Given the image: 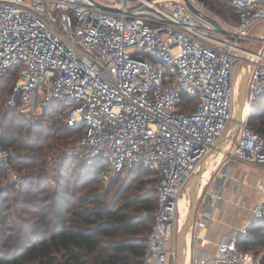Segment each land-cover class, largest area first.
I'll use <instances>...</instances> for the list:
<instances>
[{
	"label": "built area",
	"instance_id": "1",
	"mask_svg": "<svg viewBox=\"0 0 264 264\" xmlns=\"http://www.w3.org/2000/svg\"><path fill=\"white\" fill-rule=\"evenodd\" d=\"M190 1L229 35L185 0H0V92L16 71L2 114L38 122L60 108L66 126H82L77 145L84 158L108 163L104 179L137 166L159 175L142 264H176L178 199L234 122L240 63L248 79L233 156L264 165V133L251 125L253 106L264 98V50L249 56L240 44L264 24V0H228L235 23ZM13 157L0 145V169L19 187ZM259 190L250 223L225 234L213 257L192 264H264L262 254L239 245L264 221V185ZM209 216H196L193 236Z\"/></svg>",
	"mask_w": 264,
	"mask_h": 264
},
{
	"label": "trees",
	"instance_id": "2",
	"mask_svg": "<svg viewBox=\"0 0 264 264\" xmlns=\"http://www.w3.org/2000/svg\"><path fill=\"white\" fill-rule=\"evenodd\" d=\"M200 1L208 7H214L218 12L222 10L219 5L227 6L221 0ZM229 5L237 21L236 11L230 3ZM7 74L0 92L3 104L16 80L15 70L11 69ZM253 111L251 125L264 133V98L254 104ZM60 114L61 109L53 106L47 110L43 121H30L14 111L7 113L2 120L5 130L0 134V145L6 149L14 147L15 171L24 168L22 164H25V168L31 170L29 176L36 180L38 188H43L41 193L47 188L43 187L33 169L39 170L40 166L44 165L42 155L45 149H50L54 145H66L72 133H79L80 136L83 133L82 126H66ZM47 125L51 126L50 130L44 133ZM25 132L29 137L28 141L19 138ZM51 139L53 141L47 143ZM85 161L96 167L99 175L102 168L108 167V163L102 159L91 163L86 159ZM139 169L153 172L156 175L153 182L158 184L159 175L142 166H137L126 176ZM114 175L123 176L121 173ZM3 176L4 172L0 169V177ZM30 177L26 176L28 180ZM28 182L25 181L18 191L28 186ZM28 187L22 190V194L26 195V200H30L31 205L26 214H31V218L23 216L21 226H18V222H13L12 229L0 230L2 233L0 264H142L147 237L154 223L152 212L158 204L157 191L156 200L135 196L132 201L121 205L118 201L107 203L104 196L93 189L80 191L79 207L76 208L77 201L74 203L66 195L65 190H54L53 195L58 201H55L57 204L55 210L51 211L48 209L47 201L53 200V197H39L40 191L35 193L30 186ZM128 189L130 187L125 185L122 192ZM2 196L0 192V198ZM129 209H134V213H130ZM141 212H145V216H141ZM32 219L37 220L36 223L32 224ZM36 224L45 227L47 232L42 235L36 233L33 240L28 234L36 232L34 226ZM14 228L16 233H8ZM239 245L244 252L262 254L264 263V221L251 225L249 236L240 237ZM6 249L11 250V253H4Z\"/></svg>",
	"mask_w": 264,
	"mask_h": 264
},
{
	"label": "rangeland",
	"instance_id": "3",
	"mask_svg": "<svg viewBox=\"0 0 264 264\" xmlns=\"http://www.w3.org/2000/svg\"><path fill=\"white\" fill-rule=\"evenodd\" d=\"M221 1L222 3L227 5H219V7L222 9L221 12H218V10L214 7H208L207 5L206 6L210 8L214 13L219 15L223 20L229 23H235V16H233L234 12L233 9L230 8L228 0ZM262 26L263 24H257L252 27L249 30L247 37L253 38L258 36ZM240 44L243 47H248L249 40H241ZM249 47H251L252 49L255 48L264 50V43L260 46L249 45ZM242 67L243 63H240L237 66V91L235 100L239 98L240 86L242 82ZM3 109L4 104L2 99L0 100V134L5 130V126H3L2 120L6 116V114H2ZM50 127L51 126L47 125L44 128L43 132L45 133L49 131ZM235 131L236 130L231 132L230 139L227 138L229 143H223L224 146L222 143L220 144V147H224L225 149L224 155L228 151H230L231 153H234L235 151ZM79 137V133H72V136L69 138V142L66 145H54L50 149H45V152L42 155L44 165L40 166V168L38 167L39 170L33 169L36 176L39 177V180L41 181L43 187L47 188L44 192L41 193V189L43 188H38V185L35 184L36 180H33V178L29 176V172L31 170L29 168H25V164H22L24 168L20 169L18 172L16 171L19 177L23 178V181L19 187H15L12 183H10V181L7 182L8 179L6 174L3 177H0V192L1 195H3L0 198V230L3 228H5L6 230L7 228L12 229L14 227L13 222H18V226H21V217L23 216L31 218V214H26V212L29 210V206L31 205V203H29L30 200H26V195L22 194V190L27 189L28 186H30L31 190H34L35 193H38L40 191L39 197H53V200L47 201V205L49 207L48 209H51V211L52 209L55 210V208L57 207L55 201H58V198L53 195L54 190H65V192L67 193L66 195L69 196L74 201V203H76L77 201V204H75L76 208L79 207L78 200L79 194L81 193L80 191L86 192L90 189H93L95 190V192L102 194L107 203L118 201V203L121 205L132 201L135 196H142L143 198L148 197V199L156 200L157 183L153 182V180L156 179V175L153 172L139 169L130 176L111 175L108 179H104L101 174L105 173L108 170V167L102 168L99 175L97 173L96 167L89 165L85 161V158L82 154V149H80L77 145ZM19 138L28 141L29 137L25 132L24 134L20 135ZM52 141L53 140L51 139L47 143H51ZM8 149L12 152L15 151L14 147L12 146ZM26 176L30 177V179L28 180ZM25 181H29L27 183L28 186H24L21 191H18V189H20L24 185ZM11 185L13 186L12 188L10 187ZM125 185H128L130 189L122 192V189L123 187H125ZM36 188L38 190H36ZM183 193L185 194L186 199L189 201L188 204L190 206L188 186L185 188ZM133 210L134 209H129L128 211H130V213H134ZM66 215L69 216V214ZM140 215L145 216V212H141ZM180 215L182 217L181 213ZM52 217L54 218V216ZM36 221L37 220L32 219V224L36 223ZM34 226L36 232H29L28 234L30 235V237H33V240L36 233L39 235L46 234L47 230L45 227H40L38 224ZM8 233H16V229L14 228V230ZM0 238H2L1 232ZM1 244L2 242L0 241V247ZM4 253L10 254L11 250L6 249Z\"/></svg>",
	"mask_w": 264,
	"mask_h": 264
},
{
	"label": "crops",
	"instance_id": "4",
	"mask_svg": "<svg viewBox=\"0 0 264 264\" xmlns=\"http://www.w3.org/2000/svg\"><path fill=\"white\" fill-rule=\"evenodd\" d=\"M230 137L231 133L227 138ZM227 138L223 143H229ZM215 150L219 151L216 160ZM215 150L207 160L210 161L207 167L211 166L205 170L208 182H203L197 187V215L208 210L211 216L202 219L200 237L192 235L189 264H192L193 258L196 257H213L219 241L225 234L238 231L250 223L253 207L261 199L259 187L264 185V165L254 162L242 163L235 159L230 151L224 155L225 149L220 145Z\"/></svg>",
	"mask_w": 264,
	"mask_h": 264
},
{
	"label": "water",
	"instance_id": "5",
	"mask_svg": "<svg viewBox=\"0 0 264 264\" xmlns=\"http://www.w3.org/2000/svg\"><path fill=\"white\" fill-rule=\"evenodd\" d=\"M189 8L196 14L205 17L208 21H210L213 25H215L218 30L224 34L229 35L228 31L219 23V21L215 18H213L210 15L204 14L202 11H200L198 8H196L193 3L190 0H185ZM264 33V24L261 28V31L258 34V37H261V35ZM231 36V35H230ZM247 79H248V71H247V65L244 63L242 67V82L240 86V93L238 98V107L235 111V117L234 122L225 134L224 138H226L229 133H231L233 130L238 129L242 118H243V112L245 108V94H246V85H247ZM221 142V141H220ZM220 144V143H219ZM219 147V146H218ZM217 147V148H218ZM212 153H210L201 163L198 172L195 174L193 179L190 181L188 185V191H189V197H190V207H189V216L187 218L186 223L184 226L180 229L178 233L177 238V258H176V264H187L185 259V245L187 242V237L189 231L193 228L197 216L198 211V196H197V185L204 174L205 170V164L210 157Z\"/></svg>",
	"mask_w": 264,
	"mask_h": 264
},
{
	"label": "bare ground",
	"instance_id": "6",
	"mask_svg": "<svg viewBox=\"0 0 264 264\" xmlns=\"http://www.w3.org/2000/svg\"><path fill=\"white\" fill-rule=\"evenodd\" d=\"M263 43H264V33L261 35V37H258V36H256V37H253V38H250V40H249V45H256V46H260L261 44L263 45ZM249 45H248V47H245L247 50H249L251 53H249V56H251V54L252 53H258V52H260L261 51V49H255V48H251V47H249ZM234 90H235V94H234V107H235V109H237V107H238V99L237 100H235V97H236V91H237V74H236V77H235V82H234ZM234 131V130H233ZM228 137V136H227ZM226 137V138H227ZM236 137V136H235ZM226 138H222V140H221V142H220V144L221 143H223V141L226 139ZM219 144V145H220ZM214 152V151H213ZM212 152V153H213ZM218 153H219V151L217 150H215V156H214V159L216 160V158L218 157ZM210 161H207L206 162V164H205V170H208V169H210V167H209V165H208V167H207V163H209ZM208 169H207V168ZM205 170H204V174L202 175V177L200 178V180H199V182H198V185H197V187L201 184V183H203V182H205V183H207L208 182V177H207V175H206V172H205ZM189 201L186 199V196H185V194L184 193H182L181 195H180V197H179V199H178V223H179V227H180V229L184 226V224L186 223V221H187V218H188V216H189ZM180 213L182 214V217H181V215H180ZM192 244H193V237H192V234H191V232L189 231V233H188V237H187V242H186V245H185V249H184V252H185V259H186V263L187 264H189L190 263V261H191V252H192Z\"/></svg>",
	"mask_w": 264,
	"mask_h": 264
}]
</instances>
